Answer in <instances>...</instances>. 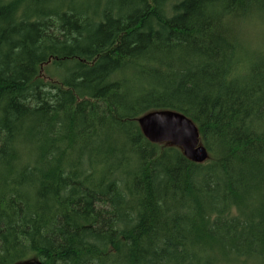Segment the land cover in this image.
<instances>
[{
  "label": "trees",
  "instance_id": "1",
  "mask_svg": "<svg viewBox=\"0 0 264 264\" xmlns=\"http://www.w3.org/2000/svg\"><path fill=\"white\" fill-rule=\"evenodd\" d=\"M251 26L264 0H0V264H264ZM158 109L206 162L145 137Z\"/></svg>",
  "mask_w": 264,
  "mask_h": 264
},
{
  "label": "water",
  "instance_id": "2",
  "mask_svg": "<svg viewBox=\"0 0 264 264\" xmlns=\"http://www.w3.org/2000/svg\"><path fill=\"white\" fill-rule=\"evenodd\" d=\"M138 123L149 141L179 147L188 159L196 163L209 159V151L202 143L198 126L184 113L172 109L152 110L140 116Z\"/></svg>",
  "mask_w": 264,
  "mask_h": 264
},
{
  "label": "rangeland",
  "instance_id": "3",
  "mask_svg": "<svg viewBox=\"0 0 264 264\" xmlns=\"http://www.w3.org/2000/svg\"><path fill=\"white\" fill-rule=\"evenodd\" d=\"M248 32L250 33L249 34V37L251 38L250 40H251V42L252 41H254L255 43L257 42V40L256 39H259L260 41H261V39H260V37L261 38H263L264 37V30H260L259 28H257V27H250V28H248ZM259 33H260V36H259ZM256 35V36H255ZM242 36H243V34H242ZM255 36V38H253ZM246 39V37H243V40H245ZM254 44V43H253ZM253 44H251L250 46H255V45H253ZM43 75L46 77L47 75H46V72H44V68H43ZM23 264H27L26 262H24Z\"/></svg>",
  "mask_w": 264,
  "mask_h": 264
}]
</instances>
